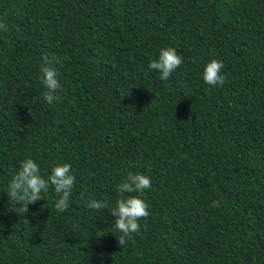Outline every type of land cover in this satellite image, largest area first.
I'll return each instance as SVG.
<instances>
[{"label":"trees","instance_id":"trees-1","mask_svg":"<svg viewBox=\"0 0 264 264\" xmlns=\"http://www.w3.org/2000/svg\"><path fill=\"white\" fill-rule=\"evenodd\" d=\"M0 18V264H264V0H0ZM164 47L183 63L162 81ZM212 59L223 87L202 78ZM27 158L45 178L71 164L66 211L51 185L11 204ZM129 172L151 178L150 215L120 247Z\"/></svg>","mask_w":264,"mask_h":264},{"label":"clouds","instance_id":"clouds-1","mask_svg":"<svg viewBox=\"0 0 264 264\" xmlns=\"http://www.w3.org/2000/svg\"><path fill=\"white\" fill-rule=\"evenodd\" d=\"M0 31L8 32L6 21L0 18ZM183 63V58L173 47L159 49L158 59L150 61V70L160 73V80H168L171 74ZM224 68L223 61L212 59L203 69L202 78L210 88L223 87L226 82L225 75L222 74ZM41 82L47 89L44 92V99L52 104L58 99L56 92L61 87L58 80V72L51 66L47 57L39 69ZM76 177L72 172L69 163H63L52 168L51 174L45 178L41 175L40 166L36 161L27 158L20 163L19 170L16 171L8 183L7 195L11 204L15 201L22 205V213L28 211V205L34 204L43 199V195L48 192L49 186H53L59 198L55 201L54 207L58 212L66 211L71 203L70 197L75 186ZM151 178L140 173H131L118 185L120 198L117 199L115 207L110 212L115 217L114 229L120 233L117 238L119 246H124L132 238L133 233H139V220L147 218L149 204L141 198L146 189H151ZM139 193V195L125 194ZM87 207L100 211L108 207L107 201L95 198L87 200Z\"/></svg>","mask_w":264,"mask_h":264}]
</instances>
